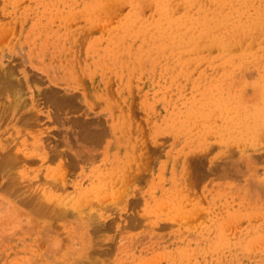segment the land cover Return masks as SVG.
Listing matches in <instances>:
<instances>
[{"label":"rangeland","instance_id":"rangeland-1","mask_svg":"<svg viewBox=\"0 0 264 264\" xmlns=\"http://www.w3.org/2000/svg\"><path fill=\"white\" fill-rule=\"evenodd\" d=\"M115 1L0 0V264H264V0Z\"/></svg>","mask_w":264,"mask_h":264},{"label":"bare ground","instance_id":"bare-ground-1","mask_svg":"<svg viewBox=\"0 0 264 264\" xmlns=\"http://www.w3.org/2000/svg\"><path fill=\"white\" fill-rule=\"evenodd\" d=\"M116 1H117V0H116ZM116 1H115V2H116ZM130 1H131V0H130ZM140 1H142V0H140ZM154 1H156V0H154ZM162 1H163V0H162ZM165 1H166V0H165ZM165 1H164V2H165ZM171 1H174V0H171ZM177 1H178V0H177ZM187 1H188V2H187ZM207 1H209V3H210V0H205L204 5H205V3H206V5H207ZM216 1H217V0H216ZM222 1H223V0H222ZM227 1H228V0H227ZM235 1H236V0H235ZM241 1H242V0H240V3H243V1H242V2H241ZM248 1H252V0H248ZM248 1H247V2H248ZM91 2H92V1H91ZM91 2H90V3H91ZM122 2H125V1H122ZM135 2H136V1H135ZM157 2H158V1H157ZM179 2H180V1H179ZM184 2H185V1H183L182 4H186V3L189 4V0H186L185 3H184ZM193 2H194V1H193ZM193 2L191 1L192 4H193ZM202 2H203V1H202ZM211 2H212V4H213L215 1L213 2V0H211ZM220 2H221V0H220ZM224 2H226V1L224 0ZM230 2H231V1H230ZM238 2H239V1H237V3H238ZM254 2H255V0L253 1V3H254ZM258 2H259V1H258ZM101 3H102V2H101ZM111 3L114 4V2H111ZM117 3H118V1H117ZM119 3H120V2H119ZM170 3H171V2H170ZM173 3H174V2H173ZM195 3H196V2H195ZM197 3L199 4V1H198ZM200 3H201V1H200ZM221 3L223 4V2H221ZM221 3H220V4H221ZM232 3H235V2H232ZM232 3H231V5H232ZM240 3H239V5H240ZM248 3H249V2H248ZM248 3H245V4L248 5ZM259 3H260V2H259ZM261 3H262V2H261ZM261 3H260V4H261ZM91 4H92V3H91ZM93 4H95V3H93ZM106 4H107V3H105V5H106ZM131 4H132V3H131ZM142 4H144V1H143ZM145 4H146V3H145ZM153 4H154V3H153ZM159 4H162V3H159ZM192 4H191V5H192ZM210 4H211V3H210ZM217 4L219 5V2H218ZM222 4H221V5H222ZM225 4H227V3H225ZM243 4H244V3H243ZM243 4H242V5H243ZM256 4H257V3H256ZM98 5H99V4H98ZM114 5H116V4H114ZM122 5H124V4H122ZM136 5H137V3H136ZM174 5H175V4H174ZM178 5H179V4L177 3V6H178ZM186 5H187V4H186ZM193 5H194V4H193ZM199 5H200V4H199ZM202 5H203V4L201 3V6H202ZM206 5H205V6H206ZM218 5H217V6H218ZM231 5H230V6H231ZM233 5H234V4H233ZM233 5H232V6H233ZM236 5H237V4H236ZM242 5H240L239 7H241ZM246 5H245V6H246ZM252 5H253V4H252ZM99 6H100V5H99ZM99 6H98V7H99ZM109 6H111V5H109ZM109 6H106V7H109ZM126 6H127V5H126ZM143 6H144V5H143ZM147 6H148V5H147ZM156 6H157V5H156ZM171 6H172V5H171ZM177 6H176V8H177ZM179 6H180V5H179ZM181 6H182V5H181ZM188 6H189V5H187L186 8H187ZM195 6H196V5H195ZM214 6H215V5H214ZM217 6H216V7H217ZM223 6H226V5L223 4ZM237 6H238V5H237ZM237 6H236V7H237ZM253 6H254V5H253ZM260 6H261V5H260ZM260 6H258V7H260ZM263 6H264V5H263ZM86 7H88V6H86ZM103 7H105V6H103ZM123 7H124V6H123ZM158 7L161 9L162 5H161V6L158 5L157 8H158ZM202 7H203V6H202ZM208 7H209V6H208ZM236 7H235V8H236ZM249 7H250V9L253 8V7L251 8V6H248V8H249ZM258 7H257V8H258ZM81 8H82V7H81ZM83 8H84V7H83ZM88 8H89V7H88ZM91 8H92V7H91ZM94 8H97V7L94 6ZM110 8H111V12H112V6H111ZM163 8H164V6L162 7V11H163ZM165 8H166V6H165ZM165 8H164V10H165ZM181 8H182V7H181ZM188 8H191V7H188ZM188 8H187V9H188ZM203 8H204V7H203ZM213 8H215V7H213ZM213 8H212V9H213ZM229 8L231 9V7H229ZM254 8H255V7H254ZM261 8L263 9V7H261ZM261 8H258V9H261ZM89 9H90V8H89ZM89 9H88V10H89ZM105 9H106V8H104V10H105ZM113 9H114V8H113ZM131 9H132V8H131ZM143 9H145V7H144ZM160 9H158V12H159V13H160V11H159ZM177 9H178V8H177ZM183 9H184V7H183ZM222 9H223V8H222ZM222 9H221V10H222ZM236 9H239V8H236ZM236 9H235V10H236ZM86 10H87V9H86ZM92 10H93V9H92ZM104 10H102L101 12L104 13ZM106 10H107V9H106ZM198 10H201V7H200ZM204 10H205V9H204ZM204 10H203V11H204ZM209 10H210V8H209ZM219 10H220V9H219ZM244 10H245V11H243V12L246 13L247 9H244ZM255 10H256V9H255ZM90 11H91V10H90ZM97 11H98V10H97ZM97 11H96V12H97ZM109 11H110V10H109ZM109 11H108V12H109ZM171 11H172V10H171ZM177 11H179V10H177ZM177 11H176V12H177ZM182 11L185 12V9L182 10ZM188 11H189V10H188ZM203 11H202V12H203ZM212 11H213V10H212ZM216 11H217V10H216ZM225 11H227V9H226ZM237 11H238V10H237ZM241 11H242V10H241ZM248 11H249V10H248ZM261 11L263 12L264 10H261ZM94 12H95V11H94ZM136 12H137V11H135V13H136ZM156 12H157V11H156ZM166 12H167V11H166ZM172 12H173V11H172ZM176 12H175V16L178 14V12H177V14H176ZM184 12H183V13H184ZM189 12H190V11H189ZM196 12H197V11H196ZM202 12H200V13H202ZM205 12H206V11H205ZM209 12H210V11H209ZM209 12H208V13H209ZM220 12H222V11H220ZM232 12H233V9H232ZM250 12H251V11H250ZM255 12H259V11L257 10V11H255ZM255 12L252 11L251 13H254V14H255ZM262 12H259L260 15H261ZM37 13H38V12H37ZM76 13H78V12L76 11ZM131 13H132V10H131ZM131 13H130V14H131ZM163 13H165V11H164ZM180 13H182V12H180ZM180 13H179V14H180ZM183 13H182V14H183ZM193 13H194V12H193ZM214 13H217V12H213V14H214ZM238 13H239V12H236L237 15H238ZM251 13H249V14H251ZM263 13H264V12H263ZM263 13H262V15H263ZM98 14H102V13L98 12ZM132 14H133V13H132ZM137 14H138V13H136V15H137ZM155 14H156V13H155ZM166 14H168V12H167ZM166 14H164V15H166ZM170 14H171V12H170V13L168 14V16L165 17V18H166V19H167V18L170 19V17H169ZM172 14H173V13H172ZM172 14H171V15H172ZM188 14H189V13H188ZM194 14H195V13H194ZM196 14H197V13H196ZM196 14H195V15H196ZM198 14H199V13H198ZM198 14H197V15H198ZM222 14H223V13H221V15H222ZM226 14H228V12H227ZM231 14L234 15L235 13H231ZM239 14H241V13H239ZM254 14H253V15H254ZM104 15H105V14H104ZM104 15H103V16H104ZM141 15H142V14H141ZM173 15H174V14H173ZM185 15H186V14H185ZM192 15H193V14H192ZM200 15H201V14H200ZM203 15H204V14H203ZM215 15H217V14H215ZM221 15H219V16L221 17ZM224 15H225V13L223 14V17H225ZM228 15H229V17L231 16L230 14H228ZM233 15H232V18L234 17ZM253 15H252V16H253ZM257 15H258V14H257ZM107 16H108V15H107ZM128 16H129V14H128ZM128 16H126V17H128ZM153 16H154V14H153ZM162 16H163V15H162ZM186 16H187V15H186ZM186 16H185V17H186ZM193 16H194V15H193ZM201 16H202V15H201ZM206 16H207V15H206ZM208 16H209V14H208ZM211 16L213 17L214 15L211 14ZM219 16H217V18H218ZM226 16H227V15H226ZM239 16H240V15H239ZM239 16H238V17H239ZM255 16H256V15H255ZM143 17H145V16H143ZM151 17H152V15H151ZM155 17H156V15L154 16V18H155ZM173 17H174V16H173ZM180 17L185 18L184 15H182V16H180ZM180 17H178V18L180 19ZM195 17H196V16H195ZM241 17H242V15H241ZM241 17H239V18H241ZM260 17H261V16H260ZM260 17L258 16V18H260ZM262 17L264 18V15H263ZM130 18H131V17H130ZM139 18H140V16H139ZM139 18H138V19H135V22H136V20H139V21H140ZM141 18H142V17H141ZM145 18H148V17H145ZM149 18H150V17H149ZM156 18H159V17H156ZM160 18H164V17H160ZM160 18H159L158 21H157L158 23H159L160 20L162 21V19H160ZM165 18H164V19H165ZM175 18H177V16H176ZM187 18H189V17H187ZM193 18H194V17H193ZM193 18H192V19H193ZM202 18L207 20V17L204 18V17L202 16ZM230 18H231V17H230ZM234 18H237V17H234ZM234 18H233V19H234ZM243 18H244V17H243ZM253 18H254V17H253ZM133 19H134V18H133ZM133 19L131 18V20H132L131 23H133ZM173 19H174V18H173ZM173 19H172V17H171V20H173ZM189 19H191V16H190ZM196 19H198V21H201V19H200L199 17H198V18H195V20H196ZM203 19H202V20H203ZM215 19H216V18H215ZM220 19H221V18H220ZM245 19H246V18H245ZM245 19H244V21H246ZM248 19H249V18H248ZM250 19H251V18H250ZM254 19H255V18H254ZM254 19H253V20H254ZM260 19H261V18H260ZM127 20H128V18H127ZM171 20H170V21H171ZM175 20H176V19H175ZM175 20H173V22H174ZM206 20H205V22H206ZM209 20H210V19H209ZM211 20H212V18H211ZM221 20H222V22H224L226 19H224V20L221 19ZM227 20L230 21V20L228 19V16H227ZM235 20H236V19H234L233 22H236L237 24H238V22L241 21V20L238 21V18H237V21H238V22L235 21ZM251 20H252V19H251ZM253 20H252V21H253ZM262 20H263V19H262ZM148 21H150V20H147V22H148ZM152 21H153V20H152V18H151V21H150V22H152ZM166 21H167V23H168V19H167ZM176 21H177V23L179 22L178 20H176ZM191 21H192V20H191ZM207 21H208V20H207ZM214 21H215V20H214ZM228 21H226V22H228ZM242 21H243V19H242ZM242 21H241V22H242ZM252 21H251V22H252ZM254 21H256V20H254ZM137 22H138V21H137ZM137 22H136V23H137ZM147 22H146V23H147ZM157 22H154V24H156ZM187 22H188V21H187ZM203 22H204V21H203ZM205 22H204V23H205ZM222 22H220V23H222ZM230 22H231V21H230ZM233 22H232V23H233ZM241 22H240L239 24H241ZM249 22H250V20H249ZM249 22H248V23H249ZM251 22H250V23H251ZM258 22H259V21H258ZM261 22H262V21H261ZM261 22H260V23H261ZM122 23H123V22H122ZM125 23H126V22H125ZM128 23H130V22H128ZM136 23H133V25H134V24L136 25ZM140 23H141V22H140ZM160 23H161V22H160ZM164 23H166V22L164 21ZM167 23H166V24H167ZM181 23H182V22H181ZM211 23H212V21H211ZM211 23H210V24H211ZM126 24H127V23H126ZM147 24H149V22H148ZM174 24H176V23H174ZM195 24H196V23H195ZM200 24H201V22L199 23V26H202V25H200ZM202 24H203V23H202ZM210 24H209V25H210ZM226 24H227V23H226ZM234 24H235V23H234ZM242 24L244 25L245 23L243 22ZM256 24L258 25V23H256ZM256 24H255V26H256ZM263 24H264V23H263ZM93 25H94V24H93ZM133 25L131 24V26H133ZM157 25H158V24H157ZM159 25L161 26V28H163V25H161V24H159ZM189 25H190V24H189ZM196 25H197V24H196ZM205 25H207V23H206ZM205 25L203 26V28L205 27ZM214 25H215V24H213V26H214ZM217 25H219V22L217 23ZM231 25H232V24H231ZM249 25H250V24H249ZM249 25H248V26H249ZM252 25H253V24H252ZM259 25H261V24H259ZM131 26H130V27H131ZM138 26H139V25H138ZM140 26H141V24H140ZM169 26H171V25H169ZM175 26H177V25H174V27H175ZM192 26H193V25H192ZM223 26H224V25H223ZM228 26H229V22H228ZM239 26H241V25H239ZM239 26H238V27H239ZM246 26H247V24H246ZM246 26H245V27H246ZM130 27H129V28H130ZM142 27H143V26H142ZM172 27H173V26H172ZM174 27H173V28H174ZM178 27H179V26H178ZM206 27H207V26H206ZM206 27H205V28H206ZM216 27H217V26H216ZM218 27H219V26H218ZM231 27H232V26H231ZM236 27H237V26H236ZM236 27H235V28H236ZM252 27H254V26H251V28H252ZM137 28H138V27H137ZM152 28H153V27H152ZM154 28H158V26H157V27L154 26ZM161 28H160V30L162 31L163 29H161ZM173 28H171V29H173ZM193 28H196V27H193ZM193 28H191V29H193ZM205 28H204V30H205ZM211 28H212V26H211ZM214 28H215V26H214ZM233 28H234V26L232 27V30H233ZM239 28H240V27H239ZM242 28H243V27H242ZM246 28H247V27H246ZM93 29H94V28H93ZM100 29H101V28H100ZM132 29H133V27H132ZM138 29H140V28H138ZM166 29H167V31H168V27H167ZM169 29H170V28H169ZM181 29H183V28H181ZM184 29H185V27H184ZM199 29L201 30V27H199ZM225 29H226V27H225ZM228 29H230V26L228 27ZM240 29H241V28H240ZM249 29H250V28H249ZM252 29H253V28H252ZM259 29H260V28H259ZM259 29H258L257 31H259ZM140 30H141V29H140ZM160 30H159V31H160ZM164 30H165V29H164ZM177 30H178V28H177ZM193 30H194V29H193ZM196 30H198V28H197ZM200 30H199V31H200ZM208 30H210V28H209ZM211 30H212V29H211ZM218 30H219V29H218ZM218 30H217V31H218ZM221 30H223V31L225 32V30H224L223 28H221ZM221 30H220V31H221ZM236 30L238 31L237 28L235 29V31H236ZM244 30H245V29H243V31H244ZM254 30H256V29H254ZM261 30H262V29H261ZM127 31H128V29H127ZM129 31H130V30H129ZM129 31H128V32H129ZM137 31H138V30H137ZM161 31H160V32H161ZM170 31L172 32L173 30H170ZM174 31L176 32V30H174ZM174 31H173V32H174ZM178 31H179V30H178ZM227 31H228V30H227ZM233 31H234V30H233ZM237 31H236V32H237ZM257 31H254V32H257ZM132 32H133V34H131V35H135V34H134V31H132ZM132 32H131V33H132ZM138 32H141V31H138ZM145 32H147V31L145 30ZM173 32H172V33H173ZM183 32H184V31H183ZM187 32H188V31H187ZM189 32L191 33V30H190ZM202 32H204V31L202 30ZM202 32H201V34H204V33H202ZM215 32H216V31H215ZM221 32H222V31H221ZM247 32H248V29H247ZM247 32H246V33H247ZM263 32H264V31L262 30V32H261L262 34L260 35V37H264ZM143 33H144V32H143ZM161 33H162V32H161ZM161 33H160V34H161ZM169 33H170V32H169ZM172 33H171V34H172ZM196 33H197V32H196ZM196 33H195V35H197ZM205 33H206V31H205ZM210 33H212V31H211V32H210V31L207 32V34H210ZM216 33H217V32H216ZM219 33H220V32H218V34H219ZM231 33H232V31H231ZM147 34H148V33H147ZM156 34H157V32H156ZM162 34H163V33H162ZM171 34H170V35H171ZM179 34H180V32L177 33L178 36H179ZM214 34H215V33H214ZM221 34H222V33H221ZM234 34H235V33H234ZM236 34H237V33H236ZM236 34H235V37H236ZM240 34H241V32H240ZM242 34H243V33H242ZM247 34H249V33H247ZM250 34H251V32H250ZM143 35H144V34H143ZM177 35H176V36H177ZM188 35H189V34H188ZM191 35H192V34H191ZM205 35H206V34H204V36H205ZM212 35H213V34H212ZM225 35H226V34H224V36H225ZM231 35H232V34H231ZM238 35H239V34H238ZM129 36H130V35H129ZM129 36H126V37H129ZM138 36H139V35H138ZM147 36H148V35H147ZM159 36H160V35H159ZM162 36H163V35H162ZM166 36H168V35H167V32H166ZM172 36H174V35H172ZM176 36H174L175 39H176ZM178 36H177V37H178ZM204 36H202V37L204 38L203 41H202V39H201V40H198V38H197L198 42H199V41H200V42L202 41V43H203L202 45H205V44H204V40H205V37H204ZM209 36H210V35H209ZM218 36H219V35H218ZM218 36H217V37H218ZM220 36H222V35H220ZM232 36H233V35H232ZM239 36H240V35H239ZM245 36H246V34H245ZM252 36H253V35H252ZM185 37H186V36H185ZM187 37H188V36H187ZM190 37H193V35L190 36ZM194 37H195V36H194ZM194 37L192 38V40H193V39L196 40ZM210 37H211V36H210ZM217 37H216L215 40L218 42ZM228 37H229V36H228ZM235 37H233V38H235ZM241 37H242V36H241ZM241 37H240V38H241ZM159 38H160V37H158V39H159ZM163 38L165 39V36H164ZM163 38H162V39H163ZM171 38H172V37H171ZM180 38H181V37H180ZM180 38H179V39H180ZM218 38H220V37H218ZM221 38H222V37H221ZM221 38H220L219 40H221V43H222L223 38H222V39H221ZM230 38H232V37H230ZM233 38H232V40H234ZM243 38L245 39L244 35H243ZM247 38H248V37H247ZM250 38H251V37H250ZM254 38H255V37H254ZM258 38H259V37H258ZM142 39H143V38H142ZM158 39H157V40H158ZM162 39L159 40V41H162ZM182 39H183V38H182ZM185 39H186V38H185ZM187 39H188V38H187ZM187 39H186V41H187ZM199 39H200V37H199ZM207 39H210V38H207ZM212 39H214V36H213ZM236 39L239 41L238 38H236ZM236 39H235V40H236ZM262 39H263V38H262ZM168 40H169V39H168ZM168 40H167V42H168ZM192 40H191L190 42H193V41H194V40H193V41H192ZM210 40H211V39H210ZM225 40H226V39H225ZM225 40H224V41H225ZM230 40H231V39H230ZM232 40H231V41H232ZM237 40H236V44H238V41H237ZM240 40L243 41V39H240ZM248 40H249V38H248ZM248 40H247V41H248ZM174 41H175V40H174ZM180 41H181V40H180ZM180 41H179V42H180ZM182 41H183V40H182ZM186 41H185V43H186ZM213 41H214V40H213ZM216 41H215V42H216ZM224 41H223V45L226 44V43H224ZM226 41H227V40H226ZM231 41H229V43H231ZM247 41L245 40V41H243V43H244V42H247ZM260 41H261V40H260ZM260 41H259V42H260ZM263 41H264V39H263ZM150 42H151V41H150ZM164 42H165V40H164ZM187 42H188V41H187ZM190 42H189V43H190ZM196 42H197V41H196ZM198 42H197V44H198ZM200 42H199V43H200ZM205 42H206V41H205ZM207 42L210 43L211 41L209 42V41L207 40ZM215 42H214V45H215ZM249 42H251V41L249 40ZM249 42H248V45L246 44V46H249ZM256 42H257V40H256ZM259 42H257V43H259ZM112 43H113V42H112ZM127 43H128V41H127ZM141 43H142V42H141ZM172 43H173V42H172ZM174 43H175V42H174ZM176 43H178V42H176ZM180 43H181V42H180ZM180 43H179V44H180ZM189 43H188V44H189ZM212 43H213V42H212ZM221 43H220V42L218 43V44H219V47L221 46V48L224 49V47H223V45H222ZM227 43H228V42H227ZM229 43H228V44H229ZM232 43L234 44V41H232ZM240 43H242V42L240 41ZM243 43H242L241 45H243ZM158 44H159V43H158ZM166 44H167V43H166ZM190 44H192V43H190ZM190 44H189V45H190ZM216 44H217V43H216ZM233 44L231 45L232 48H234V47H233ZM253 44H255V42H254ZM110 45H111V44H110ZM149 45H150V44H149ZM175 45H176V44H175ZM177 45H178V44H177ZM177 45H176V46H177ZM184 45H185V44H184ZM229 45H230V44H229ZM251 45H252V44H250V46H251ZM255 45H256V44H255ZM114 46H115V45H114ZM122 46H123V45H122ZM132 46H133V45H132ZM132 46H131V48H132ZM143 46H144V45H143ZM146 46H147V45H146ZM158 46H159V45H158ZM161 46H163V45H161ZM166 46H167V45H166ZM171 46H174V45L171 44ZM179 46H180V45H179ZM185 46H186V45H185ZM187 46H188V45H187ZM192 46H193V45H192ZM192 46H191V49L194 48V47H192ZM210 46H213V44L210 45ZM128 47H129V45H128ZM144 47H145V46H144ZM169 47H170V46H169ZM183 47H184V46H183ZM206 47H207V48H211V47H208V44H207V46L205 45V47H203V48L205 49ZM214 47H216V46H214ZM217 47H218V45H217ZM225 47H227V44H226ZM243 47H244V46H243ZM243 47H242V51H243ZM251 47H252V46H251ZM105 48H106V47H105ZM119 48H120V46H119ZM137 48H138V47H137ZM159 48H161V47H159ZM163 48H165V46H164ZM177 48H178V46H177ZM187 48H188V47H187ZM189 48H190V47H189ZM198 48H199V47H198ZM227 48H228V47H227ZM235 48H237V46H235ZM247 48H248V47H247ZM256 48H257V47H256ZM107 49H108V48H107ZM120 49H121V48H120ZM124 49H125V48H124ZM135 49H136V48H135ZM146 49H147V48H146ZM149 49H151V47H149ZM157 49H158V48H157ZM183 49H185V48H183ZM201 49H202V48H201ZM230 49H231V48H230ZM237 49H238V48H237ZM244 49H246V47H245ZM250 49H251V48L249 47V48H248L249 51L247 50V52L250 53L251 50H253V49H251V50H250ZM254 49H255V48H254ZM110 50H111V49H110ZM116 50H117V49H116ZM136 50H137V49H136ZM206 50H207V49H206ZM256 50H258V49H256ZM94 51H96V49H95ZM98 51H99V50H98ZM98 51H97V52H98ZM107 51H108V50H107ZM128 51H129V50H128ZM137 51H138V50H137ZM139 51H141V50H139ZM161 51H162V50H161ZM161 51H160V52H161ZM199 51H201V50H199ZM226 51H227V50H226ZM244 51H245V50H244ZM108 52H109V51H108ZM124 52H127V51H124ZM149 52H150V51H149ZM149 52H148V53H149ZM224 52H225V51H224ZM245 52H246V51H245ZM102 53H103V52H102ZM120 53H121V52H120ZM146 53H147V52H146ZM161 53H162V52H161ZM164 53H165V51H164ZM225 53H226V52H225ZM242 53H244V52H241L240 54H242ZM249 53H248V54H249ZM251 53H252V52H251ZM256 53L258 54L259 52H256ZM256 53L254 52V54H256ZM98 54H99V52H98ZM100 54H101V53H100ZM106 54H107V52H106ZM109 54H110V53H109ZM128 54H129V53H128ZM137 54H138V53H137ZM227 54H228V53H227ZM227 54H226V55H227ZM230 54H231V53H230ZM246 54H247V53H246ZM254 54H253L252 56H256V55H257V54H256V55H254ZM112 55H113V57H114L115 54L112 53ZM117 55H118V53H117ZM119 55H120V54H119ZM125 55H126V54H125ZM145 55H146V54H145ZM244 55H245V54H244ZM244 55L242 54V56H244ZM101 56H103V54H102ZM130 56H131V55H129V57H130ZM134 56H135V55H134ZM146 56H147V55H146ZM146 56H145V57H146ZM245 56H246V55H245ZM247 56H248V55H247ZM249 56H250V54H249ZM95 57H96V56H95ZM95 57H94V58H95ZM116 57H117V56H116ZM122 57L124 58V55H123ZM126 57H127V56H126ZM142 57H143V55H142ZM148 57H149V56H148ZM258 57H259V55H258ZM258 57H257V58H258ZM106 58H108V57H106ZM120 58H121V57H120ZM130 58L132 59L133 57H130ZM134 58H135V57H134ZM143 58H144V57H143ZM242 58H243V57H242ZM247 58H248V57H247ZM250 58H251V57H250ZM104 59H105V58H104ZM117 59H118V58H117ZM253 59H254V58H253ZM255 59H256V57H255ZM96 60H97V59H96ZM106 60H107V59H106ZM106 60H105V61H106ZM109 60H110V59H109ZM109 60H108V61H109ZM112 60H114V59H112ZM129 60H130V59H129ZM135 60H136V59H135ZM242 60H243V59H242ZM246 60H247V59H246ZM250 60H251V59H250ZM257 60H258V59H257ZM130 61H131V60H130ZM145 61H146V60H145ZM149 61H150V60H149ZM244 61H245V60H244ZM244 61L241 62V64L243 63L242 65H245V64H244ZM248 61H249V60H248ZM252 61H253V60H252ZM252 61H251V62H252ZM255 61H256V60H255ZM255 61H254V62H255ZM96 62L98 63L99 61H96ZM101 62H104V61L102 60ZM117 62H118V61H117ZM126 62H127V61H126ZM132 62H134L133 59H132ZM137 62H138V60H137ZM140 62H141V60H140ZM140 62H139V63H140ZM191 62H192V61H191ZM254 62H252V63H254ZM118 63H119V62H118ZM123 63H124V62H123ZM127 63H129V62H127ZM194 63H195V62H194ZM111 64H112V63H111ZM141 64H142V63H141ZM8 65H9V63H8ZM100 65H102V64L100 63ZM100 65H99V66H100ZM112 65H113V64H112ZM115 65H118V64H115ZM128 65H129V64H128ZM128 65H127V66H128ZM132 65H133V64H132ZM137 65H138V64H137ZM239 65H240V64H239ZM113 66H114V65H113ZM240 66H241V65H240ZM12 67H13V66H12ZM102 67H103V66H102ZM102 67H101V68H102ZM119 67H121V65H120V66L118 65L117 68H119ZM133 67H134V66H133ZM138 67H139V66H138ZM105 68H106V66H105ZM130 68H131V65H130ZM135 68H136V67H135ZM120 69H121V68H120ZM120 69H119V70H120ZM117 70H118V69H117ZM119 70H118V72L120 73L121 71H119ZM102 71H103V70H102ZM124 71H125V70H124ZM124 71L122 70V73H124ZM18 72H19V71H18ZM128 72H129V71H128ZM128 72L125 71V73H128ZM119 73H118V74H119ZM131 73H132V72H131ZM33 74H34V73H33ZM104 74H105V72H104ZM34 75H35V74H34ZM36 75H37V74H36ZM1 76H2V75H1ZM32 76H33V75H32ZM120 76H121V75H120ZM199 76H201V75H199ZM202 76H203V75H202ZM202 76H201V77H202ZM2 77H4V78H0V79H2V80L6 78L5 75H3ZM123 77H124V76H123ZM127 77H128V75H127L125 78H127ZM197 77H198V76H197ZM32 78H33V77H32ZM194 78H196V76H195ZM209 78H210V77H209ZM29 79H30V78H29ZM197 79H199V78H197ZM205 79H206V78H205ZM220 79H222V78H220ZM224 79H225V78H224ZM224 79H223V80H224ZM6 80H8V77L6 78ZM6 80H4V81H6ZM16 80H17V79H16ZM207 80H208V79H207ZM4 81H3V82H4ZM13 81H14V80L12 79L11 83H12ZM41 81H42V80H41ZM202 81H203V80H202ZM218 81H219V80H218ZM225 81H226V80H225ZM0 82H1V81H0ZM9 82H10V81H9ZM42 82H43V81H42ZM197 82L199 83V81H197ZM197 82H196V83H197ZM200 82H201V81H200ZM203 82H204V81H203ZM206 82H207V81H206ZM4 83H5V82H4ZM7 83H8V81H6V83H5L6 88L8 87V86H7V85H8ZM15 83H16V82H15ZM15 83H14V84H15ZM196 83H195V84H196ZM198 83H197V84H198ZM209 83H210V82H209ZM229 83H230V82H229ZM229 83H227L228 86H230ZM0 84H1V83H0ZM14 84H13V85H14ZM195 84H194V85H195ZM197 84H196V85H197ZM220 84H221V83H219V85H220ZM231 84H232V83H231ZM13 85L11 84V87H12ZM15 85H17V84H15ZM205 85H206V84H205ZM210 85H211V84H210ZM210 85H209V86H210ZM217 85H218V84H217ZM219 85H218V86H219ZM224 85H225V84H224ZM224 85H223V86H224ZM227 85H226V86H227ZM19 86H20V85H19ZM207 86H208V85H207ZM211 86H212V85H211ZM218 86H217V87H218ZM221 86H222V84H221ZM13 87H14V86H13ZM43 87H44V86H43ZM51 87H52V86H51ZM195 87H196V86H195ZM195 87H194V88H195ZM219 87H220V86H219ZM233 87H234V86H233ZM206 88H207V87H206ZM206 88H205V89H206ZM214 88H215V87H214ZM223 88H224V87H223ZM223 88H222V89H223ZM229 88H230V87H229ZM258 88H259V87H258ZM263 88H264V87H263ZM207 89H208V88H207ZM218 89H219V88H218ZM226 89H227V87H226ZM230 89H231V88H230ZM260 89H261V88H260ZM260 89H259V90H260ZM7 90L12 91L10 88L7 89ZM197 90H198V89H197ZM223 90H224V89H223ZM232 90H233V89H232ZM0 91H1V90H0ZM203 91L206 92V90H203ZM213 91H214V90H213ZM234 91H235V90H234ZM261 91H262V90H261ZM1 92H2V91H1ZM210 92H212V91H209V93H210ZM218 92H219V91H218ZM20 93H21V92H20ZM213 93H214V92H213ZM236 93H237V92H236ZM238 93H239V92H238ZM256 93H257V92H256ZM262 93H263V92H262ZM262 93L260 92V94H262ZM18 94H19V93H18ZM73 94H74V93H73ZM201 94H202V93H201ZM211 94H212V93H211ZM225 94H226V93H225ZM22 95H23V94H22ZM43 95H44V94H43ZM45 95H46V94H45ZM197 95L199 96V94H197ZM215 95H216V92H215ZM215 95H214V96H215ZM218 95H219V94L217 93V96H218ZM230 95H232V94H230ZM262 95H263V94H262ZM262 95H260V96H262ZM17 96H18V95H17ZM204 96H205V95H204ZM207 96H208V95H207ZM220 96H221V92H220ZM223 96H226V95L223 94ZM263 96H264V95H263ZM13 97H14V96H13ZM19 97H20V96H19ZM51 97H53V96L51 95ZM71 97H72L71 100H73V97H74V96H71ZM194 97H195V96H194ZM227 97H229V96H226L225 98H227ZM237 97H238V96H236L235 98L237 99ZM16 98H17V97H16ZM46 98H47V97H46ZM196 98L198 99V97H196ZM196 98H195V99H196ZM199 98H200V97H199ZM201 98H202L203 101H204V98H203V97H201ZM210 98H212V97H210ZM214 98H215V97H214ZM214 98H213V100H214ZM243 98H244V97H243ZM261 98H262V97H261ZM263 98H264V97H263ZM5 99H6V98H5ZM5 99H3V100H5ZM47 99H48V98H47ZM68 99H69V98H67V102L69 103V100H68ZM74 99H75V98H74ZM193 99H194V98H193ZM193 99H192V100H193ZM197 99H196V100H197ZM222 99H224V98H222ZM24 100H25V99H24ZM71 100H70V101H71ZM192 100H191V101H192ZM200 100H201V99H200ZM207 100H208V99H207ZM215 100H216V99H215ZM220 100H221V99H220ZM240 100H241V98H240ZM243 100H244V99H242L241 101H243ZM5 101H6V100H5ZM12 101H13V100H12ZM43 101H44V100H43ZM205 101H206V98H205ZM205 101H204V102H205ZM216 101H217V100H216ZM224 101H225V100H224ZM248 101H249V100H248ZM260 101H261V100H260ZM50 102H51V101H50ZM57 102H58V101H57ZM67 102H65V104H67ZM197 102H198V101H196V103H197ZM200 102H201V101H200ZM204 102H202V104H203ZM209 102H210V101H209ZM228 102H229V101H228ZM244 102H245V101H244ZM246 102H247V101H246ZM1 103H2V102H1ZM51 103H52V102H51ZM51 103H50V105H51ZM55 103H56V101H55ZM74 103H75V102H74ZM198 103H199V102H198ZM218 103H219V102H218ZM262 103H263V102H262ZM5 104H6V102H5ZM26 104H27V103H26ZM57 104H58V103H56V104H52V105H56V106H57ZM65 104H64V105H65ZM70 104H71V103H70ZM78 104H79V103H78ZM202 104H201V105H202ZM208 104H209V103H208ZM212 104H213V103H212ZM219 104H220V103H219ZM247 104H248V103H247ZM249 104H250V103H249ZM6 105H8V104H6ZM61 105H62V103H61ZM61 105H60V106H61ZM64 105H63V106H64ZM68 105H69V104H68ZM75 105H76V104H73V106H75ZM197 105H199V104H197ZM197 105H196V106H197ZM221 105H222V104H221ZM238 105H239V104H238ZM242 105L244 106V104H242ZM252 105H254V104H252ZM256 105H257V104H256ZM63 106H62V107H63ZM69 106H70V109H71L72 105H69ZM76 106H77V105H76ZM191 106H192V105H191ZM193 106H194V105H193ZM206 106H208V105H206ZM206 106H205V107H206ZM213 106H214V105H213ZM254 106H255V105H254ZM254 106H253V107H254ZM4 107H5V106H4ZM7 107H8V106H7ZM65 107H66V106H65ZM194 107H195V106H194ZM201 107H202V106H201ZM210 107H211V106H210ZM218 107H219V106H218ZM222 107H223V106H222ZM236 107H237V106H236ZM244 107H246V106H244ZM248 107H249V106H248ZM248 107H247V108H248ZM263 107H264V105H263ZM263 107L261 108V111L259 110L258 112H262V111L264 112V108H263ZM75 108H76V107H75ZM75 108H74V109H75ZM78 108H79V107H78ZM195 108H196V107H195ZM197 108H198V107H197ZM197 108H196V111L198 112ZM202 108H204V107H202ZM239 108H240V107H239ZM250 108H251V107H250ZM1 109H2V108H1ZM64 109H65V108H63V110H64ZM70 109H69V110H70ZM189 109H190V107H189ZM191 109H192V108H191ZM199 109H200V108H199ZM205 109H206V108H205ZM224 109H225V108H224ZM224 109H223V110H224ZM256 109H257V108H256ZM258 109H259V108H258ZM262 109H263V110H262ZM2 110H3V109H2ZM9 110H10V109H9ZM18 110H19V109H18ZM79 110H80V109H79ZM185 110H186V109H185ZM187 110H188V109H187ZM194 110H195V109H194ZM194 110H192V111L194 112ZM200 110H201V109H200ZM206 110H208V109H206ZM238 110L240 111V109H238ZM5 111H6V110H5ZM72 111H74V110H72ZM190 111H191V110H190ZM244 111H245V110H244ZM247 111H249V109H248ZM256 111H257V110H256ZM2 112H3V111H1V114H2ZM66 112H67V111H66ZM70 112H71V111H70ZM184 112H185V111H184ZM188 112H189V111H186L185 114L188 113ZM200 112H204V114L206 113L205 110L200 111ZM224 112H225V110H224ZM258 112H257V113H258ZM227 113H228V112H227ZM240 113H241V112H240ZM242 113H243V112H242ZM245 113H246V112H245ZM254 113H256V112H254ZM25 114H26V113H25ZM29 114H30V113H29ZM191 114H193V113H191ZM222 114H224V113H222ZM225 114H226V112H225ZM252 114H253V113H252ZM38 115H39V114H38ZM56 115H57V114H56ZM180 115H181V112H180V114H179V117L184 118L183 116H180ZM188 115L190 116V114H188ZM198 115H199V114H198ZM207 115H208V114H207ZM212 115H214V113H212ZM228 115H229V114H228ZM228 115H227V116H228ZM261 115H262V113H261ZM52 116L54 117V114H52ZM58 116H59V115H57L56 117H58ZM192 116H194V115H192ZM238 116H239V115H238ZM242 116H243V115H242ZM257 116H258V115H257ZM1 117H2V115H1ZM56 117H54V118H56ZM72 117H73V116H72ZM77 117H78V116H77ZM185 117L187 118L186 115H185ZM255 117H256V116H255ZM260 117H261V116H260ZM59 118H60V117H59ZM74 118H75V117H74ZM74 118H73V119H70V118H69V119H70L69 121H73V120H76V119H77L76 121L79 123L78 118H75V119H74ZM188 118H189V117H188ZM226 118H227V117H226ZM234 118H235V117H234ZM241 118H242V117H241ZM241 118H240V116H239V120H241ZM65 119H66V118H65ZM242 119H243V118H242ZM99 120H100V119H99ZM102 120H103V118H102ZM185 120L187 121V119H185ZM191 120H192V119H190V121H191ZM229 120L234 121V120H232L231 118H230ZM30 121H32V120H30ZM37 121H38V120H37ZM56 121H57V120H56ZM69 121H68V122H69ZM76 121H74V122H76ZM85 121H87V120H85ZM89 121H90V120H89ZM89 121H87V122H89ZM93 121H95V119L92 120L91 122L93 123ZM192 121H193V120H192ZM218 121H219V120H218ZM218 121H217V122H218ZM257 121H258V120H257ZM33 122L36 123V120L33 121ZM58 122H59V120H58ZM66 122H67V121H66ZM77 122H76V123H77ZM80 122H81V121H80ZM91 122H90V123H91ZM103 122H104V120H103ZM180 122H182V121H180ZM180 122H179V124H180ZM183 122H184V121H183ZM240 122H241V121H240ZM83 123H84V120H83ZM184 123H185V122H184ZM184 123H183V124H184ZM186 123H187V122H186ZM224 123H225V122H224ZM235 123H236V122H235ZM238 123H239V121H238ZM244 123H246V122H244ZM87 124H88V123H86L85 126L90 127V126H88ZM99 124H100V121H99ZM189 124H190V123H189ZM189 124H188V125H189ZM191 124H192V122H191ZM191 124H190V125H191ZM222 124H223V123H222ZM232 124H234V123H232ZM256 124H257V122H256ZM73 125H74V124H73ZM101 125H103V124L101 123ZM181 125H182V123H181ZM185 125H186V124H185ZM185 125H183V127H184ZM190 125H189V126H190ZM226 125L229 127L228 123H226ZM240 125H241V124H240ZM244 125H245V124H244ZM251 125H252V124H249V126H251ZM77 126H78V125H77ZM186 126H187V125H186ZM217 126H218V125H217ZM223 126H224V125H223ZM233 126H234V125H233ZM261 126H262V124H261ZM79 127H80V126H79ZM91 127H92V126H91ZM100 127H101V126H100ZM210 127H212V126H210ZM213 127H214V126H213ZM220 127H221V126H220ZM230 127H231V129L233 128L232 126H230ZM230 127H229V129H230ZM241 127H242V126H241ZM241 127H240V126H239V128L237 127L238 130H242ZM246 127H247V126H246ZM84 128H85V127H84ZM181 128H182V126H181ZM207 128H208V127H207ZM218 128H219V127H218ZM237 128H236V129H237ZM242 128H243V127H242ZM251 128H253V127H251ZM256 128H257V127H256ZM259 128H260V127H258V129H259ZM261 128L263 129V127H261ZM74 129H75V128H74ZM81 129H82V128H81ZM89 129H90V128H89ZM92 129H93V127H92ZM101 129H102V128H101ZM101 129H100V130H101ZM103 129H104V128H103ZM103 129H102V130H103ZM182 129H183V128H182ZM213 129H214V128H213ZM225 129H227V128H225ZM60 130H61V129H60ZM60 130H59V131H60ZM87 130H88V129L86 128L85 131H87ZM93 130H94V129H93ZM104 130H105V129H104ZM184 130H185V129H184ZM214 130H215V129H214ZM222 130H224V129H222ZM57 131H58V130H57ZM62 131H63V130H62ZM74 131L76 132V130H74ZM80 131H81V130H80ZM80 131H78V132L81 133V135H82V132H83L84 130L81 131V132H80ZM260 131H261V132H264V131H262V130H259V132H260ZM78 132H77V133H78ZM94 132H95V131H94ZM97 132H98V130H97ZM97 132H96V133H97ZM219 132H220V131H219ZM222 132H223V131H222ZM234 132H235V129H234ZM234 132H233V133H234ZM57 133H58V132H57ZM59 133H61V132H59ZM84 133H85V132H84ZM86 133H87V132H86ZM88 133H89V131H88ZM91 133H92V132H91V130H90L89 135H91ZM96 133H93V134L98 135V133H97V134H96ZM103 133H104V132H103ZM103 133H100V131H99V134H101V135H99V136H102ZM230 133H232V132H230ZM230 133H229V131H228V134H230ZM233 133H232V134H233ZM239 133H240V132H238V134H239ZM69 134H70V133H69ZM93 134H92L91 136H88V138H89V137H92V139L89 138L90 141H91V140L93 141V140L96 139V138L94 139ZM221 134H222V133H221ZM234 134H235V133H234ZM60 135H61V134H60ZM83 135H84V134H83ZM230 135H231V134H230ZM85 136H86V135H85ZM85 136H84V137H85ZM226 136H227V135H226ZM242 136H243V135H242ZM80 137H81V136H80ZM96 137H98V136H96ZM238 137L240 138V136H238ZM72 138H73V137H72ZM100 138H102V137H100ZM221 138H222V135H221ZM223 138H225V136H223ZM232 138H233V137H232ZM234 138H235V136H234ZM239 138H238V139H239ZM55 139H56V138H55ZM59 139H61V138H59ZM59 139H58V141H60ZM85 139H87V137H86ZM225 139H226V138H225ZM241 139H243V137H242ZM71 140H72V139H71ZM74 140H75V139H74ZM96 140H97V139H96ZM228 140H229V139H228ZM236 140H237V139H236ZM231 141H232V140H230L229 142H231ZM234 141H235V140H234ZM239 141H241V140L239 139ZM235 142H236V141H235ZM54 143H55V142H54ZM59 143H60V142H59ZM59 143H58V144H59ZM72 143H73V141H72ZM61 144H63V143H61ZM61 144H60V145H61ZM64 144H65V143H64ZM54 145H55V144H54ZM73 145H74V144H73ZM55 147H56V146H55ZM52 148H53V147H52ZM53 149H54V148H53ZM2 152L4 153L5 151H2ZM12 152H13V150H12ZM59 152H60V151H59ZM0 153H1V152H0ZM52 153H53V152H52ZM55 153H57V151H56ZM7 154H8V153H7ZM59 154H60V153H59ZM3 155H4V154H3ZM12 155H13V154H12ZM12 155H10V157L13 158V157L15 156V154H14L13 156H12ZM49 156H50V155H49ZM51 156H52V155H51ZM3 157H4V156H3ZM8 157H9V156H8ZM10 157L7 158V159L5 160V161H7V163L9 162ZM0 158H1V157H0ZM14 160H15V159H14ZM3 161H4V160H3ZM3 161L0 160V162H2V163H3ZM10 161H11V160H10ZM7 163H6V165H7ZM4 164H5V162H4ZM13 164H14V162H13ZM100 181H101V180H100ZM107 184H108V183H107ZM10 186H11V185H10ZM6 187H9V185H6ZM155 187H156V186H155ZM9 188H10V187H9ZM9 188H8V189H9ZM32 189H33V188H32ZM101 190H102V189H101ZM31 192H32V190H31ZM217 194H218V193H217ZM35 195H36V194H35ZM230 195H231V193H230ZM241 195H242V194H241ZM30 196H31V195H30ZM32 196H33V195H32ZM224 197H225V196H224ZM247 197H248V196H247ZM59 198H60V197H59ZM225 198H226V197H225ZM230 199H231V198H230ZM38 200H39V199H38ZM26 201L31 202L30 200H26ZM26 201H25V202H26ZM32 201H34V200H32ZM44 201H46V200H44ZM53 201H54V200H53ZM42 202H43V201H42ZM232 202H233V200H232ZM46 203H48V202H46ZM33 204H34V203H33ZM36 204H39V202L36 201ZM36 204H34V205L37 206V207H36V208H37L36 211H37V213H38V212L40 211V210H39V208H40V207H39L40 204H39V206L36 205ZM48 204H50V203H48ZM30 205H31V204H30ZM239 205H240V204H239ZM35 206H34V208H35ZM42 206H43L44 209L42 208ZM45 206H46L45 204H43V203L41 204V208H42V210H45V209H46ZM55 206H57V205H55ZM60 206H61V205H60ZM66 206L68 207V205H66ZM246 206H247V205H246ZM52 207H53V206H52ZM36 208H35V209H36ZM41 208H40V209H41ZM59 208H60V207H59ZM57 209H58V208H57ZM61 209H63V208H61ZM38 210H39V211H38ZM42 210H41V212H43V215H45L44 213H46V212L48 211V210H45V212H44V211H42ZM59 210H60V209H59ZM63 211H64V209L62 210V212H63ZM261 213H263V212H261ZM39 214H40V213H39ZM51 214H52V212H51ZM61 214H62V213H61ZM247 214H248V213H247ZM249 214H250V213H249ZM258 214H259V213H258ZM41 215H42V214H41ZM43 215H42V216H43ZM240 215H241V214H240ZM253 215H254V214H253ZM211 216H212V215H211ZM238 216H239V214H238ZM262 216H263V215H262ZM91 218H92V217H91ZM215 218H216V217H215ZM236 219H237V218H236ZM236 219H235V220H236ZM258 219H259V218H258ZM214 220H215V219H214ZM228 220H229V219H228ZM240 220H242V218H241ZM240 220H238V222H239ZM260 220H261V219H260ZM93 221H94V220H93ZM226 221H227V220H226ZM232 222H233V220H232ZM252 222H253V221H252ZM255 222H256V221H255ZM223 223H224V222H223ZM223 223H222V224H223ZM236 223H237V222H236ZM224 224H225V223H224ZM239 224H240V223H239ZM94 225H95V224H94ZM214 225H215V224H214ZM255 225H256V224H255ZM95 226H96V225H95ZM211 226H212V225H211ZM227 226H228V225H227ZM96 227H98V225H97ZM220 227H221V226H220ZM224 228H225V227H224ZM238 228H239V227H238ZM246 228H247V227H246ZM225 229H226V228H225ZM235 229H236V228H235ZM199 230H200V229H199ZM226 230H227V229H226ZM237 230H238V229H237ZM241 230H242V229H241ZM244 231H246V230H244ZM248 236H249V235H248ZM261 236H262V235H261ZM257 238H259V237H257ZM263 238H264V237H263ZM256 240H259V239H256ZM228 241H229V240H228ZM253 241H254V240H253ZM259 241H260V240H259ZM226 242H227V240H226ZM249 242H250V241H249ZM255 242H256V241H255ZM255 242H254V243H255ZM260 242H261V241H260ZM259 244L262 245L261 243H259ZM193 245H194V244H193ZM196 245H197V244H196ZM215 245H216V244H215ZM186 247H187V246H186ZM258 247H259V246H258ZM258 247H257V248H258ZM255 248H256V247H255ZM261 248H262V246H261ZM183 249H184V248H183ZM175 250H176V249H175ZM181 250H182V248H181ZM190 251H191V250H190ZM169 252H170V251H169ZM185 252H186V251H185ZM172 253H173V252H172ZM181 253H182V252H181ZM175 254H176V253H175ZM194 254H195V253H194ZM194 254H193V255H194ZM263 254H264V253H263ZM144 255H145V254H144ZM166 255H167V254H166ZM171 255H172V254H171ZM171 255H170V256H171ZM173 255H174V254H173ZM170 256H169V257H170ZM178 256H179V255H178ZM183 256L185 257V255H183ZM202 256H203V255H202ZM261 256H262V255H261ZM173 257H174V256H173ZM188 257L190 258V256H188ZM133 258H135V257H133ZM133 258H132V259H133ZM177 259H178V258H177ZM133 260H134V259H133ZM195 260H196V259H195ZM207 260H208V259H207ZM259 260H261V259H259ZM183 261H184V260H183ZM187 261H188V260H187ZM261 261H262V260H261ZM82 262H83V264H85L84 261H82ZM82 262H81V263H82ZM172 262H173V261H172ZM194 262H195V261H194ZM142 263H143V261H142ZM184 263H185V262H184ZM91 264H93V263H91ZM131 264H132V263H131ZM187 264H188V263H187Z\"/></svg>","mask_w":264,"mask_h":264}]
</instances>
